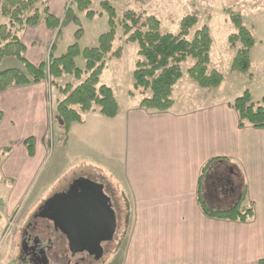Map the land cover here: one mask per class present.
Wrapping results in <instances>:
<instances>
[{"label": "crops", "instance_id": "0c3cea01", "mask_svg": "<svg viewBox=\"0 0 264 264\" xmlns=\"http://www.w3.org/2000/svg\"><path fill=\"white\" fill-rule=\"evenodd\" d=\"M68 2L49 0L50 14L62 21ZM56 33L45 22L22 32L28 62L38 66L47 60ZM14 61L17 67L13 68L20 69L22 65ZM221 86L203 89L211 92L194 109L174 100L171 110L150 112L140 107V101L125 109L119 106L114 119L102 117L95 109L83 114L82 124L72 125L67 138L57 120L63 143L74 154L84 158L86 143L94 150L100 148L89 156L101 168L111 169L130 206L129 231L118 252L120 264H259L264 260V129H241L231 106L234 101L223 100L216 92ZM49 92V84L43 82L11 86L0 93V149L12 150L1 164L4 179L13 183L11 197L20 202L49 157L54 125ZM88 123L94 136L87 131L84 134L90 138L80 139L75 134ZM28 138L35 140L32 157L25 145ZM211 175L215 176L211 186L214 190L217 184L218 189L204 193ZM241 176L239 191L236 181ZM243 194L244 207L254 210L245 223L213 219L203 211L202 207L228 211ZM222 200L226 205H221Z\"/></svg>", "mask_w": 264, "mask_h": 264}, {"label": "rangeland", "instance_id": "374dc122", "mask_svg": "<svg viewBox=\"0 0 264 264\" xmlns=\"http://www.w3.org/2000/svg\"><path fill=\"white\" fill-rule=\"evenodd\" d=\"M101 1L103 0H91L90 10L94 11L96 16L94 19H88L86 13L78 10L76 0H69L67 8L72 6L74 14L80 19L83 35L80 40H76L75 33L78 30V26L75 25L71 18L64 17L60 32L57 31L52 41V45H55L53 52L55 57L65 54L67 49L77 42L82 50L98 46L100 35L109 30V17L107 13L102 11ZM107 1L117 11V23L122 22L123 15L127 11H133L144 17L152 15L161 22L162 33L177 35L180 32V23L184 17L188 15L198 16L199 23L192 30L190 38L197 30L208 26L213 40L210 69H216L224 76L221 89L216 92H220L222 99L226 101H234L244 95L246 91L250 93L255 104L261 103L264 99V0ZM101 12H103V15H100ZM232 16H239L243 25L252 33L256 40V45L251 50V70L245 74L233 72L231 68L237 52L243 48L240 42L236 43L235 46L229 43V38L234 34H238V29L233 23ZM6 23H8V20L3 17L0 9V25ZM120 23L117 25L114 50L122 47V56L119 59L106 56L107 67L100 78V82L102 85L113 89L118 105L125 109L128 106H137L140 101L150 95L151 91L137 90L134 86L133 74L136 70V62L140 59L138 55L139 46L138 43H126V37ZM13 62L16 61L14 59L3 61L0 64V71L17 67L14 65L17 63ZM194 63L195 60L192 58H188L183 63V78L177 84L173 93V99L177 104L191 106L193 109L200 107L203 103V96L211 92L199 87L188 74V70ZM76 65L79 69L85 70L86 60L83 55L77 57ZM19 68L22 69L23 67L19 66ZM85 78L86 75L81 80L71 75H65L58 81L60 87H50L49 103L54 116V125H52L50 132L49 157L41 173L30 187L26 198L21 202L16 196L11 197L14 193L13 183H9L4 179L6 172L1 164L5 159L0 163V264H21L18 256L20 250L19 241L24 228L23 221H28L37 210L39 204L48 201L55 194L70 186L75 180L84 178L100 179V181L105 182L109 186L117 217V228L113 240L108 242L103 256L92 264H120L121 255H118V252L129 231L130 206L113 179L111 169L105 166L101 168L100 165L96 164V160L89 156L95 155V152H100V148H95L94 150L92 145L86 143L89 147L88 153L84 151L81 154L84 158L74 154L71 147L64 145V138L60 133L61 126L57 122V120H60L57 115V105L64 97L62 96L61 88L68 83L79 85ZM93 129V125L88 123V125L82 126V129H79L78 134L75 135H81L80 139L85 136L90 138L84 132L89 131V134L92 135ZM90 146L93 149H89ZM79 147V150H82L81 145ZM214 179V175L208 177L204 183V193L217 191V184L214 190L213 185L211 186V182ZM243 180V176H241L236 181L239 191L243 188ZM18 202L20 204L17 205L16 203ZM225 202L227 201L222 200L221 205H226ZM42 223L45 222L40 221V224ZM46 224L54 232L52 224L49 222ZM63 247L67 249V244L65 242L60 244L59 240L55 239L53 251L58 253ZM82 257L84 256L77 255L72 258V263L74 264V262L78 261L81 264H90V259L88 258H85L83 262L80 261ZM59 264H67V260L60 259Z\"/></svg>", "mask_w": 264, "mask_h": 264}, {"label": "trees", "instance_id": "16d2710c", "mask_svg": "<svg viewBox=\"0 0 264 264\" xmlns=\"http://www.w3.org/2000/svg\"><path fill=\"white\" fill-rule=\"evenodd\" d=\"M49 0H0V9L8 23L0 25V64L5 59H16L23 69L10 68L0 71V93L11 86H28L47 82L50 87L59 86L58 81L65 75L74 76L81 80L79 85L66 84L61 88L63 99L57 105L58 119L63 121L65 137L74 124L84 122L83 114L98 109L99 114L106 119H114L119 111L118 101L111 87L102 85L100 78L105 71L106 56L121 58L123 48L114 50V42L117 36V11L112 4L103 0L102 11L109 17V30L98 39V46L82 50L79 43L71 45L65 54L55 57L52 45L48 58L38 66L32 65L25 58V46L21 41L22 32L28 27H37L45 22L49 29L59 31L62 25L61 19L50 14ZM91 0H76L80 12L86 13L88 19H94L96 13L90 10ZM103 12L100 15H103ZM65 17L73 20L78 30L75 33L76 40L83 35L80 19L74 14L72 6L66 9ZM233 23L238 29V34L229 38V43L235 46L240 42L243 46L232 62V71L248 73L251 70V50L256 45L252 33L243 25L239 16H232ZM196 15L184 17L180 23V32L162 33L161 22L152 15L144 17L133 11H127L123 15L120 25L123 28L126 43H138L139 60L134 71V86L137 90L151 91L144 98L140 107L150 112H167L174 106L173 93L177 84L183 78L182 65L188 58L195 60L194 65L188 70L190 77L202 89H217L224 76L216 69H210L211 51L213 40L208 26L197 30L192 38L191 32L198 25ZM60 32V31H59ZM80 55L86 60L85 70L76 65V59ZM60 87V86H59ZM232 108L239 116V127H253L264 129V99L255 104L248 91L234 100ZM3 121V113L0 112V125ZM25 145L32 157L35 153V140L28 138ZM12 150L0 149V163ZM208 164L202 172L203 177L208 171ZM245 195L228 211H214L203 208L204 213L213 219L247 222L254 216L252 207H244ZM259 264H264L261 260Z\"/></svg>", "mask_w": 264, "mask_h": 264}, {"label": "flooded vegetation", "instance_id": "af4514ba", "mask_svg": "<svg viewBox=\"0 0 264 264\" xmlns=\"http://www.w3.org/2000/svg\"><path fill=\"white\" fill-rule=\"evenodd\" d=\"M78 180H75L70 186L61 190L57 194L67 195L66 202L75 200H83L86 204H89V202H91V209L86 211L85 213L93 214L95 213L96 209L100 211L102 209L103 202L105 201L104 197L101 195V190H103V193L109 200V205H111V208L115 212L113 197H111L110 194L111 190L105 182L87 179L91 181V183L85 181L82 182L79 187H76ZM228 183L230 184L231 181L229 180ZM45 205L46 201L42 204H39L37 210L28 219V221H23L24 228L22 230V235L19 241V262L21 264H59L60 259H66L67 264H71L73 262L72 258H75L77 255L84 256L80 258V261L82 262L85 261V258L90 259V264H92L94 261H97L98 259L94 255H90L88 252L78 253L75 255L72 254L69 249L66 236L62 234L60 230H57L54 227V223L50 219L55 213L54 207L48 208ZM105 212L106 213H104V216H106L107 220H109V211L106 209ZM40 221L45 222L42 223L44 225L40 224ZM47 222L52 224L54 232L51 231L50 227L46 224ZM109 225L110 220L108 222L106 230H108ZM106 230L103 231V234L106 232ZM55 239H58L60 244L65 242L67 244V249L63 247L58 251V253L54 252L53 248ZM107 244L108 242L102 243L103 254L106 251ZM74 264H81V262L76 261L74 262Z\"/></svg>", "mask_w": 264, "mask_h": 264}, {"label": "water", "instance_id": "95a60500", "mask_svg": "<svg viewBox=\"0 0 264 264\" xmlns=\"http://www.w3.org/2000/svg\"><path fill=\"white\" fill-rule=\"evenodd\" d=\"M59 122L63 125L62 120ZM85 181L91 183L86 178L79 179L76 187ZM101 195L105 199L102 209L101 211L96 209L93 214L85 213L91 209V202L89 204L84 203L83 200L66 202L67 195L64 194H57L46 201V207H54L55 209L54 215L50 218L54 227L66 236L69 249L74 255L88 252L99 259L103 256L102 243L113 240L117 228V217L103 190H101ZM106 209L109 211L110 220L108 230L106 227L109 220L104 216ZM104 230L106 232L103 234Z\"/></svg>", "mask_w": 264, "mask_h": 264}]
</instances>
